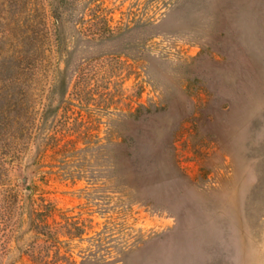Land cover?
<instances>
[{
  "label": "rangeland",
  "instance_id": "rangeland-1",
  "mask_svg": "<svg viewBox=\"0 0 264 264\" xmlns=\"http://www.w3.org/2000/svg\"><path fill=\"white\" fill-rule=\"evenodd\" d=\"M0 264H264V0H0Z\"/></svg>",
  "mask_w": 264,
  "mask_h": 264
},
{
  "label": "trees",
  "instance_id": "trees-1",
  "mask_svg": "<svg viewBox=\"0 0 264 264\" xmlns=\"http://www.w3.org/2000/svg\"><path fill=\"white\" fill-rule=\"evenodd\" d=\"M44 225L46 226V231H45L46 235L54 234V231L51 230L52 228L48 224H44ZM77 233L80 234V232H77Z\"/></svg>",
  "mask_w": 264,
  "mask_h": 264
}]
</instances>
